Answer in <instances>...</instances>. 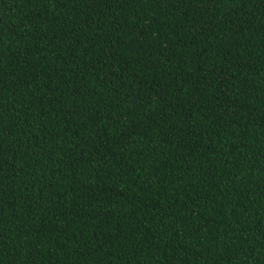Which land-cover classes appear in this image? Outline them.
Instances as JSON below:
<instances>
[{
    "label": "trees",
    "instance_id": "obj_1",
    "mask_svg": "<svg viewBox=\"0 0 264 264\" xmlns=\"http://www.w3.org/2000/svg\"><path fill=\"white\" fill-rule=\"evenodd\" d=\"M0 264H264V0H0Z\"/></svg>",
    "mask_w": 264,
    "mask_h": 264
}]
</instances>
